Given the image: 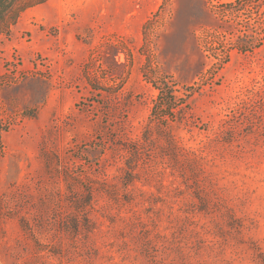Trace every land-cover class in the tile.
<instances>
[{
  "label": "rangeland",
  "instance_id": "obj_1",
  "mask_svg": "<svg viewBox=\"0 0 264 264\" xmlns=\"http://www.w3.org/2000/svg\"><path fill=\"white\" fill-rule=\"evenodd\" d=\"M162 1L15 0L3 17L0 264H264V32L236 45L264 7L225 16L205 77L178 87L187 107L157 120L143 72L163 71L176 0L158 37L143 25ZM26 76L52 86L35 118Z\"/></svg>",
  "mask_w": 264,
  "mask_h": 264
},
{
  "label": "trees",
  "instance_id": "obj_2",
  "mask_svg": "<svg viewBox=\"0 0 264 264\" xmlns=\"http://www.w3.org/2000/svg\"><path fill=\"white\" fill-rule=\"evenodd\" d=\"M14 2L15 0H6L3 6L0 7V24ZM169 2L170 0H163L158 9L144 23L143 32L145 39L151 32L155 34L153 32L156 29L155 23L167 10ZM247 3H252L254 8L258 10L264 7V0H235L219 5L212 4L211 0H176V9L170 11L169 29L160 32L163 45L161 54L153 55V62L157 61L160 63L161 58L164 60L163 71L155 79L148 76L146 67L143 72L146 78L159 91L153 106L154 119H169L172 112L178 113L180 112L179 108L187 107V95L189 94H185L186 96L182 97L180 95L181 90L178 88L179 85H181L182 81L187 82L197 77H205V66L207 63L205 50L214 41L216 42V38L221 34V29L225 28V16L232 11H246L249 7L248 5L246 6ZM259 16L264 23V8ZM249 31L246 30L243 38H239L238 42H236V45L244 51L253 50L255 47L261 45V41L263 40V29L261 32H257L258 36H255L253 32L251 34ZM204 33L205 37L202 36ZM155 35L156 37L159 36L158 34ZM186 44H190L193 51L197 53L198 57L196 61L190 59H187L186 63L180 61L181 52L185 49ZM4 76L5 74L0 76V79ZM24 79L20 83L19 88L24 87L29 90L30 99L29 103L23 108V115L35 118L38 116L40 107L45 104L49 97L52 88L51 82L42 76H26ZM0 85L2 84L0 83ZM5 89H7L5 91H8V88ZM193 92L194 90L192 89ZM4 97L8 100V96ZM2 102H5V100H2ZM3 130L4 127L0 122V138ZM129 181L132 180L129 179ZM86 191L87 195L85 199L80 197L73 201L79 210L85 209L93 202L95 195L94 188H88Z\"/></svg>",
  "mask_w": 264,
  "mask_h": 264
},
{
  "label": "flooded vegetation",
  "instance_id": "obj_3",
  "mask_svg": "<svg viewBox=\"0 0 264 264\" xmlns=\"http://www.w3.org/2000/svg\"><path fill=\"white\" fill-rule=\"evenodd\" d=\"M5 2L6 0H0V7H2Z\"/></svg>",
  "mask_w": 264,
  "mask_h": 264
},
{
  "label": "crops",
  "instance_id": "obj_4",
  "mask_svg": "<svg viewBox=\"0 0 264 264\" xmlns=\"http://www.w3.org/2000/svg\"><path fill=\"white\" fill-rule=\"evenodd\" d=\"M158 7H159V5H158ZM158 7H157V6H156V7H154V8H153V10H155V9L157 10V9H158ZM153 12H154V11H153Z\"/></svg>",
  "mask_w": 264,
  "mask_h": 264
}]
</instances>
